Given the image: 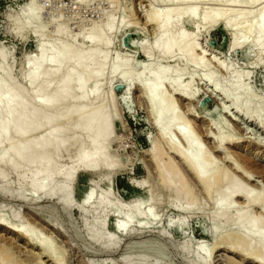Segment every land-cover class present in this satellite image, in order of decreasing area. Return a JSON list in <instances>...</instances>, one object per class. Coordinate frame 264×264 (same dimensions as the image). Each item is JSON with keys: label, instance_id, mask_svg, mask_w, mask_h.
Returning a JSON list of instances; mask_svg holds the SVG:
<instances>
[{"label": "rangeland", "instance_id": "1", "mask_svg": "<svg viewBox=\"0 0 264 264\" xmlns=\"http://www.w3.org/2000/svg\"><path fill=\"white\" fill-rule=\"evenodd\" d=\"M245 2L0 0V88L4 86L19 94L12 99L11 105L37 99L36 88L28 85L30 76L27 75L34 71L32 59L37 57L41 38L38 32L45 33L47 49L51 50L49 45L53 43L54 48L69 45L76 52L88 51L89 41L99 33L98 36L102 34L101 37L108 40V47L96 48L98 57L106 54L105 74L98 81L90 80L85 93L93 96L98 87L103 98L102 115L98 113L104 116L108 112L110 116L105 114L110 121V134L105 145L108 167L97 166L99 168L78 170L74 174L68 210L60 200L64 191L60 188L64 184L62 174L55 175L50 181L42 180L45 190L35 193L29 186L34 167L31 163L20 161L11 166L0 159V219L31 230L59 257V264H261L258 261H264V257L255 250L245 251L247 241L240 239L246 229L236 225V217L247 214L253 223L264 228L261 205L248 206L245 199L233 198L229 211L219 209L209 194L217 195L218 188L213 186L211 192L204 189L166 141V136L171 137L182 151L187 152L189 143L179 131L189 132L202 152L209 155L210 166L226 182L232 180L233 185L261 197L264 204V122L244 116V108L248 106L260 108L264 118V53L259 56L258 48L248 44L233 49L230 32L234 29L240 36L246 35L251 22L255 20V23L264 10V0ZM35 4L43 8L41 15L39 13V24L27 21ZM192 8L198 15L220 11L230 17V28H226L224 21L211 24L186 20L172 27L171 32L174 30L176 34L180 31L186 35L194 34L197 49L193 53L202 59V63L189 64L183 56L185 50L184 54L182 51L175 53L173 58L155 53L151 58L145 56L142 45L153 50L159 36L153 21L156 12L164 9L187 12ZM106 21H114V29H108ZM22 23L26 28L18 33L17 28ZM94 62L88 65V70L99 69L98 60ZM149 63L151 71L149 68L145 73L143 66ZM114 65L123 66L119 67L131 74V80L125 81L113 74ZM50 67L51 64H46L43 71L47 73V69L52 70ZM163 67L172 71V75L163 80L166 84H163L162 93L170 99L177 120L172 124L165 119L159 126L153 121L147 89L161 81L159 71ZM64 68L69 69V63ZM174 78H180L181 85L188 86V98L170 90ZM62 79L67 83V78ZM53 82L54 79L51 85ZM237 82L245 87L241 96L233 91ZM213 84L228 90L229 99L218 93ZM43 93L51 96L53 85ZM79 97L76 91L71 93L67 102L70 105L66 103L62 114L51 122H48L51 115L47 111H39L34 106L35 111L28 121L30 124L43 123L47 128L43 126L40 127L43 130L38 128L37 132L35 129L31 130L34 133L29 131L21 135L7 134V140L0 145V157L11 146H22L34 137L43 136L55 141L63 134L67 148L63 151L53 149L44 157L53 158L51 161L59 163L57 170L67 173L77 165L79 152L86 150L93 137L91 132L72 131L77 123L75 113L82 105ZM235 97L242 98L239 101L242 108H236L234 103L238 99ZM94 104L84 103L83 106L90 110ZM50 106L53 107V103ZM73 138L79 143L75 144ZM155 146L159 151L156 155L151 153ZM35 152L31 154L32 158H37ZM157 162L161 168H166L160 171ZM19 175H24L25 179L21 181ZM47 175L44 172L42 177ZM169 184L172 186L168 187ZM56 185L60 193H48ZM178 188H182L180 195ZM90 196L92 199L85 203ZM100 198L109 203L101 206ZM132 206L137 207L135 212L130 211ZM101 224L104 225L102 229ZM119 225L124 229L119 230ZM203 229L207 235L202 233ZM213 231L215 235H212ZM0 256V264H58L38 246L1 227Z\"/></svg>", "mask_w": 264, "mask_h": 264}, {"label": "bare ground", "instance_id": "2", "mask_svg": "<svg viewBox=\"0 0 264 264\" xmlns=\"http://www.w3.org/2000/svg\"><path fill=\"white\" fill-rule=\"evenodd\" d=\"M177 1H180V0H177ZM183 1H185V0H182V2ZM245 1H247V0H239L240 3L241 2L244 3ZM41 6H38L35 4L30 9V11L27 15V21L28 22L35 23V24L40 23L39 13L41 10H43V8ZM41 13H40V15H41ZM156 13H157L156 16L153 17V21L157 25V29H158V33H159V36L156 39L157 41H155L156 43L153 47V50H148L143 45L141 48L144 51L145 56H147V57L149 56L150 58L152 57V53H155L158 55H165V56H168L169 58H173L175 53H178L181 51L183 53V51L185 50L186 53L183 56L186 57L185 59H187V62L189 64H196V66H197L198 64L202 63L201 62L202 59L195 57L194 53H193V51L195 49H197V45H196L197 40H196V38H194V36H193L194 34L193 35H191V34L186 35L184 33H181L182 31H180L178 34H176L174 30H172V32L175 34H172V32H171V29H173L172 27L174 25H176L181 20L182 21L186 20L189 22H191V21H206V22H209L211 24L217 23L219 21H224L226 28H230V21H229L230 17L227 14L220 13V11H218V12H216V11L215 12H205L202 15H198L197 11L192 8L191 10H189L187 12H172L170 9H164L163 11L156 12ZM254 21L255 20H253V22H251L253 24H251V26L248 28L247 34L244 36H240L237 30L230 29L231 37H232L231 38V45H232L233 49L239 48L244 44L256 46V48H258V55L260 56L261 54L264 53V10L260 13V15L258 16L257 21L255 23H254ZM113 24H114V21L113 22L112 21H106V27L110 30L113 28V26H114ZM25 28H26L25 23L20 24L17 28L18 33H21ZM252 33H254L255 36ZM38 34H40L41 38L39 40L37 57H34L35 59H32V62H33L32 66L34 65V69H33L34 71H32L33 73L30 71V73H32V74L29 75V73H28V75H27V76H30L29 81H28V85L30 87L36 88L37 99H36V101L34 100V102H31V103L26 101V103L23 102L21 104H18L17 106H13V105H11V101L13 98L15 99V97L18 96L19 94L16 95V93H17L16 90H15L16 92H13L14 91L13 89H12L13 91L5 89V88H3L4 86L2 85L3 87L0 88V114H2L1 115L2 117L0 119V145L2 146V143L7 140V134L9 135V133L21 135V134H25L26 132L28 133L29 131L35 130V129H36V131H34V132H37L38 128H40V127L43 128V126H44L43 123L30 124V122L28 121L29 116L32 113V111H35V110H33L35 108L34 106H36L39 111H44V112L47 111L48 112L47 114L51 115V118L48 120V122L55 121L62 114L63 108L65 106L67 107V104L69 103L68 101L71 97V93H73L75 91L77 92L78 95L80 94L79 100L81 101L82 105L79 107V109L75 113L77 123L74 126L72 131L73 132H75V131L83 132L84 131V133L91 132V134L93 136L92 141L90 142V144L88 146H86V148H85L86 150L81 149V151L79 152L80 157H79L78 163H76L77 165L72 167L67 173L65 172L64 174L61 173V170L59 168L58 169L60 171L57 170V165L59 163L57 164L56 162L51 161L53 158L50 160V157H49V160H48V159H46V157H44V156H46L45 153L47 154L48 151H51L53 149L63 151L65 148H67V143L64 140L63 134H61L55 141H51L48 137L42 136V138H35L34 137V138L28 140L22 146H20L19 144L13 145L9 148V150L4 155H2L0 157V159L3 163H5L7 165H11V166L18 164L20 161H26L28 163H31V165L34 167L32 169L33 171L31 170L32 172L29 171V172H31V178L32 179H31V182H29V181L28 182L30 183L29 186L31 187V190L35 193H39V192L45 190V184H44V181H42V180L50 181V180L54 179L53 177L55 175L62 174L63 179H64V184L60 188L61 189L63 188L64 191L62 192L63 195L61 196L60 200L62 201V203L64 205L63 207H65V209L68 210L71 208L70 186L74 180V177H75L74 174L78 170H92L93 168H95L97 166H103L105 168L108 167V165H107L108 161L106 162V160H105V157H106L105 145H106V142L108 141L109 134H110V131H109V122L110 121L105 115L108 112H105V114H103L104 116H101L102 112L100 113V110L102 109L101 102L103 101V98H102L101 94L99 93L100 89L98 90V87L94 90L93 96L86 94L87 92L85 93V89H86L87 84L89 83L90 80L98 81L105 74L104 73V69H105L104 64L106 63L105 60H107L106 54L98 57L99 55L96 52V48L107 46L108 40H106L107 39L106 36H105L106 38L103 39L104 36L101 37L102 36L101 33H100L101 36H98L99 35V33H98V35L96 37H92L91 40L89 41L90 49L86 52H84L82 50H79V52L72 51L71 46H69V45H66L64 47L56 46L54 48L53 47L54 45H52L53 43L51 45H49V46H52L51 47L52 49L50 50L49 48L47 49V47H46L47 46L46 45L47 39L44 38L45 33H41V32L39 33L38 32ZM55 45H56V43H55ZM99 48H98V50H99ZM73 50H75V49H73ZM48 51H50V52L48 53ZM95 60L96 61L98 60V65L100 66L99 69H97V70H92V69L90 70L89 69L88 70L87 69L88 65L91 64L92 62H94ZM66 63H69V65H70V68L67 70H65L66 67L64 68V65ZM46 64L52 65V68L50 67V69H52V70L47 69V73L45 72V70L43 71V68H45ZM94 64H95V62H94ZM150 64L151 63L143 66V69H145V73L149 68L151 71ZM119 66H121V65L115 66L112 73L115 75H118L123 80L128 81L131 78V76H130L131 74L126 72V71H123L121 69V67L123 68V66H121V67H119ZM48 70H49V72H48ZM159 73L161 75V77H160L161 81H157V83L154 82L155 85L152 86L151 88L149 87L150 84H148L149 86H147V87H149V89H147V98H148V102H149V105L151 108V114L153 117V121L156 125H159V126H161L160 124H162V122L165 119H168L169 123L174 124V122L176 123L177 119L175 117L176 114L174 115L173 105L170 102V99L167 96H164V94L162 93L163 84H166L165 81H163V80L166 79L168 76L172 75V71L170 70L169 67H163L159 71ZM177 73L178 72H176L175 74H177ZM82 74H83V76L84 75L85 76L83 77ZM54 77H56V79ZM62 77L67 78V83H64L65 79H62ZM142 77H143V75H142ZM235 78H239V76H236ZM53 79L55 80V82H53L54 84H52L53 88H54V93H52L51 96H47L48 94L44 95L43 90H45L48 86H52L51 83H52ZM176 79L174 78L173 81L170 83V87H171L170 90L173 89V91L175 93H177L179 96H181L185 99L188 98L189 97V96H187L188 86L184 87V85H181V83H180L181 79L180 78H178L180 80H178V79L176 80ZM167 81H168V79H167ZM236 81H237V79H236ZM2 83H4V82H2ZM6 83H8V82H6ZM152 84H153V82H152ZM188 84H190V83H188ZM236 84H235V88H233V91L236 93V95L241 96L243 94V89L245 87L242 88V86L240 85L239 82H237ZM167 87H168V85H167ZM50 88L51 87H49V89ZM213 88L218 93H220L221 95H223L227 98L230 95L228 90H224V89L222 90L216 84H213ZM72 95H75V93ZM235 98H237V97H235ZM240 100H242V98H240ZM240 100L238 99V101H236V103H234L236 105L237 109L242 108V107H240L241 106V103H239ZM52 103H53V107L50 106V104H52ZM84 103L86 105H87V103H95L94 104L95 106L92 107L90 110H86L83 106ZM68 105H70V104H68ZM245 115L249 118H255V120L257 119L258 121L261 120L262 122H264V118L262 116V110L260 108H250L248 106H245L244 116ZM47 117H49V116H47ZM47 117H45V118H47ZM108 117L110 118L109 115H108ZM51 125L53 126L54 123H52ZM51 125H49V126L51 127ZM41 128H40V130H43ZM46 128H47V126H46ZM62 131H64V130H62ZM34 132L31 131L30 133H34ZM188 133H185L182 130L179 131L180 136L189 143V150L187 152L182 151L180 149V147L174 141H172L170 139L171 137L169 138L165 135L166 139H167L166 140L167 144L169 145V147L173 151V153L181 159V161L183 162V164L185 165L187 170L189 172H191V174H193V177H195L199 181V183H201V185L204 187V189H206L208 192H211V189L213 186H216L218 188L217 192H216L217 195L212 194L214 192L209 193L212 195V199H214L216 201L217 207L221 210L227 209V211H229V207L231 205V200L233 198H243V199H245L246 204L248 206L249 205H252V206L261 205V207L264 211V204H262L263 199L261 197L252 196L245 188H240L236 185H233L232 180H228V182H226L227 180L225 181L223 176L219 172L217 173V171H215L216 169H213L210 166L209 163L211 160H210L209 155L202 152V148L200 147V145L196 144L194 142L193 138L191 137V134L189 135ZM225 138H228V137H225ZM76 139L74 140V138H73L71 140L72 141L74 140V143L76 144L78 142V140H76ZM223 141H224V138H223ZM227 141H228V139H227ZM220 144L222 145V142H220ZM34 151L37 152V153L35 152L37 155V158H32V156H31V154ZM157 152H159L157 147L156 146L153 147L151 153L156 155ZM36 155H33V157ZM57 158H58V156H57ZM22 163H24V162H22ZM158 163L159 162H157V164ZM111 167H112V165H110V168ZM158 167H159L160 171L163 168L164 169L166 168V167L161 168V165H159V164H158ZM97 168H99V167H97ZM171 169H172V167H171ZM44 172H47L48 175L43 178L42 176H43ZM20 176L21 175H19V177ZM24 179H25V176L22 175L20 177V180L23 181ZM166 184H168V182ZM170 185L171 184H169L168 187ZM46 188H47V186H46ZM48 190H50V189H48ZM230 190H231V192H229ZM48 193H50L51 195H57L60 192H59L58 187L56 185V186L52 187L51 191ZM181 193H182V188L181 189L178 188L177 194L180 195ZM91 199H92V197L90 196L89 198H87L85 200V203H89V201ZM100 199H99V201H101V202L99 204L101 206H105L106 203H109V202H107L106 198H105L106 202L104 200H102V199H104V197H102L101 200ZM232 204H233V201H232ZM136 206H132L130 211L135 212V209L138 207V206L137 207ZM242 214H244V213H242ZM237 215H235V216H237ZM236 218H237L236 219V225H242L246 229L245 235H242L241 239H240V241H243V240L247 241V249L245 251L246 252H252L253 250H255V253L259 254L260 257L263 258L264 257V228H261V226L253 223V221L250 220V218L247 216V214L246 215L240 214ZM126 225L129 226V224H126ZM100 226L102 229V226H104V225L101 224ZM0 227L3 228L4 230H7L8 232H11L12 234L13 233L16 234L20 238L24 239V241H26L27 243L33 244L36 247L38 246V248H41L44 251V254H46L50 258L51 261H54L55 263L59 264V257L55 256L53 254V251L49 250L46 247V244L42 240H40V238L35 237L33 235V233L31 232V230H29L27 227L20 226V225L18 227L12 226L10 223H8L3 218L0 219ZM123 227H124L123 225H119L118 229L123 230L124 229ZM212 235H215V231L212 232ZM258 240H260V242ZM236 244H238V243H236ZM236 244H234V245L236 246ZM258 262H260L261 264H264V261H258ZM122 263H125V262L122 261Z\"/></svg>", "mask_w": 264, "mask_h": 264}, {"label": "water", "instance_id": "3", "mask_svg": "<svg viewBox=\"0 0 264 264\" xmlns=\"http://www.w3.org/2000/svg\"><path fill=\"white\" fill-rule=\"evenodd\" d=\"M202 233H203V234H205V235H207V233L205 232V230H204V229L202 230Z\"/></svg>", "mask_w": 264, "mask_h": 264}]
</instances>
